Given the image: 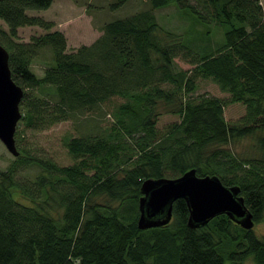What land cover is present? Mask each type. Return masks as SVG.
<instances>
[{
	"label": "trees",
	"instance_id": "16d2710c",
	"mask_svg": "<svg viewBox=\"0 0 264 264\" xmlns=\"http://www.w3.org/2000/svg\"><path fill=\"white\" fill-rule=\"evenodd\" d=\"M196 1L204 13L189 0H148L151 9L173 4L190 14L193 26H203L201 37L219 25L216 47L183 40L143 9L110 19L93 42L67 51L63 32L50 29L53 21L36 12L52 0H0L7 26L0 44L8 51L12 79L23 89L18 121L47 127L91 114L113 96L124 98L111 112L110 127L64 139L74 158L69 165L16 146L18 154L0 170V264H243L248 256L264 264V239L252 228L223 213L189 227L183 198L173 201L167 224L136 225L141 181L192 167L197 175L216 174L224 184L238 185L254 223L263 217L264 11L259 0ZM24 25L46 31L17 40ZM180 45L183 55L192 45L198 49L189 73L172 70ZM43 49L51 63L37 75L30 65ZM198 76L211 78L229 96L178 97L181 89L194 88ZM230 102L245 108L231 123L222 110ZM159 105L180 118L163 133L155 126ZM247 136L254 137L249 152L229 147ZM32 166V178H20L21 169Z\"/></svg>",
	"mask_w": 264,
	"mask_h": 264
},
{
	"label": "rangeland",
	"instance_id": "374dc122",
	"mask_svg": "<svg viewBox=\"0 0 264 264\" xmlns=\"http://www.w3.org/2000/svg\"><path fill=\"white\" fill-rule=\"evenodd\" d=\"M116 0H52L49 7L36 11L46 19L53 21L50 29H59L66 38V50L73 51L82 44H90L98 38L103 32V25L112 18L123 17L131 13L151 9L148 0H126L120 6H112ZM202 13L200 4L196 0H189ZM264 11V0H259ZM155 15L156 21L166 30L181 34L186 40L196 39L194 43L198 47L207 44L216 47L222 41V30L217 24H213L209 31L208 38L201 37L200 30L203 28L200 24H192V16L185 11L179 10L175 5L151 9ZM35 12V13H36ZM7 30L5 22L0 19V33ZM46 30L38 25H24L17 28V40L29 41L30 36L39 35ZM189 38V39H188ZM182 40V42H183ZM190 47V53L183 55L182 49L186 47L179 46L174 48L172 56L173 71H187L194 64L192 58L195 55L194 48ZM198 50V49H197ZM196 50V51H197ZM189 52V51H188ZM51 63V55L47 49L39 52L37 58L31 62L30 68L37 75H42L45 68ZM194 88L190 91L181 89L176 92L178 97L198 99L201 95L214 96L218 98H227L229 93L221 90L218 84L209 77H196L193 79ZM169 87L170 83H163ZM171 87V86H170ZM35 91V90H34ZM121 96H113L102 107L91 114L80 115L77 118H69L50 124L47 127H32L25 122L18 121L16 129L20 131L19 137H15V143L18 149L35 155L50 158L58 165H69L73 163L74 158L68 152L64 139L68 136L79 135L88 130L108 128L113 122L111 112L116 108L119 102L123 101ZM170 107H159L155 110V126L160 133H163L172 122L179 121V115L171 110ZM223 117L229 123L236 121L243 115L245 108L241 102H230L223 106ZM16 131V130H15ZM254 137H242L235 142H231L229 147L236 153H247L251 150V144ZM211 147H206L204 153L208 154ZM132 150H130L131 152ZM14 155L11 154L0 140V170L5 169ZM129 162L123 164L126 165ZM21 169V168H20ZM37 171L35 167L21 169L20 178L31 179ZM91 172V171H89ZM252 230L254 234L264 239V213L261 220L254 223ZM243 264H254L252 258L248 256Z\"/></svg>",
	"mask_w": 264,
	"mask_h": 264
},
{
	"label": "water",
	"instance_id": "95a60500",
	"mask_svg": "<svg viewBox=\"0 0 264 264\" xmlns=\"http://www.w3.org/2000/svg\"><path fill=\"white\" fill-rule=\"evenodd\" d=\"M22 93V87L11 77L8 51L0 44V140L13 155L18 154L14 131L21 116ZM139 191L136 225L141 229L167 224L177 198L185 200L189 227L203 225L221 213L245 229L254 225L238 185L224 184L216 174L197 175L194 167L175 177H147Z\"/></svg>",
	"mask_w": 264,
	"mask_h": 264
},
{
	"label": "bare ground",
	"instance_id": "6f19581e",
	"mask_svg": "<svg viewBox=\"0 0 264 264\" xmlns=\"http://www.w3.org/2000/svg\"><path fill=\"white\" fill-rule=\"evenodd\" d=\"M17 123H18V121H17ZM17 125V124H16ZM15 130H16V127H15ZM14 136H15V131H14ZM15 138V137H14Z\"/></svg>",
	"mask_w": 264,
	"mask_h": 264
}]
</instances>
